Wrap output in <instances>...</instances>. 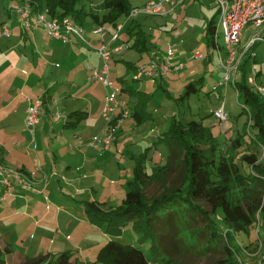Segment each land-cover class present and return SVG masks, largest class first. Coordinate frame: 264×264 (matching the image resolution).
<instances>
[{
	"label": "crops",
	"instance_id": "crops-1",
	"mask_svg": "<svg viewBox=\"0 0 264 264\" xmlns=\"http://www.w3.org/2000/svg\"><path fill=\"white\" fill-rule=\"evenodd\" d=\"M5 1H8L7 6L0 5V162L25 173H34V188L23 191L15 186L13 196L0 204V234L2 232V240L6 241L4 247L9 245L14 254H23L24 261L27 257L47 253L56 255L75 249L66 247L59 250L54 247L63 240H72L73 234L88 235L87 224L91 223L85 202L93 201L112 207L115 200L126 196L128 183L134 177L136 161L143 154L148 152L145 164L148 173L156 166L167 163L169 150L160 143L161 135L167 131L166 118L160 115L162 109L155 107L157 89L144 78L154 80L157 88L163 89L172 101L174 94L164 84H171L178 91L185 87L183 93L174 95L183 96L187 85L202 81L204 74L198 80L194 77L205 73L219 56L218 49L208 44L206 33L202 52L188 45L187 40L178 46L172 61L175 70L167 77H143L135 81L128 75L136 72L135 68L138 69L144 61V55L136 64L121 60L128 50H132L128 41L130 44L133 41L128 33H120L118 40L112 41L115 27L107 23L104 25L107 31L105 38L92 34L90 31L95 26L89 25L84 27L88 43L75 37L67 41L55 40L48 37L43 29L23 28L20 17L9 12L10 4H23L22 0ZM199 1L208 15H214L215 11L219 14L215 0ZM182 6L170 15L162 16L161 24L165 26L173 22V15ZM124 19L126 22L127 19ZM121 23L120 20L118 24ZM5 24L10 29L8 37L3 34ZM129 24L125 25L124 30ZM254 33L255 27L249 23L243 31L239 53L247 47ZM261 33L264 37V24ZM163 34L160 33V37ZM103 43L109 45L112 51L110 77L120 89L121 98L126 101L130 111L118 140L108 150H101L102 144L99 143L90 146L92 138L102 135L106 126L102 117L106 89L101 83L88 80L93 70L102 63L95 49ZM219 45L224 46L220 41ZM258 50L259 43H256L252 48L255 56L251 58L249 71L260 65ZM197 52L205 57L195 60L192 55ZM166 53L167 45L165 49L163 47L148 53V56L161 61ZM120 66H124V71ZM257 74V81L264 86L263 69L257 70ZM39 98L43 99L42 114L33 139L27 131L25 119L29 104ZM138 111L141 118L137 117ZM57 112L65 117L80 112L85 113L86 117L78 122L77 118H70L69 121L73 123L71 121L72 125L67 126L54 120ZM44 137H49V140ZM113 171L115 174L110 178ZM114 176H118L119 180ZM45 178L49 180L48 187H45ZM58 207H62V210L58 211ZM22 240L23 243L29 242V245L34 242V245L38 244V255L17 248V243ZM47 243L49 248H41ZM65 245L61 243L60 247Z\"/></svg>",
	"mask_w": 264,
	"mask_h": 264
},
{
	"label": "trees",
	"instance_id": "trees-1",
	"mask_svg": "<svg viewBox=\"0 0 264 264\" xmlns=\"http://www.w3.org/2000/svg\"><path fill=\"white\" fill-rule=\"evenodd\" d=\"M27 1L35 11L47 9L52 17H70L81 27L104 26L108 23L116 28L119 21L127 18L135 9L130 0H103L104 13L101 15L81 7L82 0ZM216 24L217 18H213L208 24L207 38L210 46H215ZM126 32L133 41L131 44L128 41L132 50H146L147 34L137 18L130 22ZM253 46L241 60V76L236 91L239 93L238 100L243 105V113H249V128L255 134L253 140L264 148V98L253 91L248 83L249 66L251 58L254 57ZM199 91L196 83L191 82L181 100L184 101ZM85 117V113H73L65 125H72L70 118H77L78 122ZM137 117H140V111L137 112ZM160 143L166 144L169 149L167 163L156 166L148 173L145 165L148 152L137 159L134 177L128 183L129 191L122 205L111 208L103 203L85 202L89 222L100 227L107 224L110 234L108 236L111 237L99 249L96 261L74 258V252L67 250L56 255L47 253L33 258L27 257L20 264H151L140 247L119 240L123 234V226L127 224H132L142 243L152 241L150 250L153 255H166L169 257V264H175L170 248L178 249L184 245L185 239L181 238L182 226L183 223L194 220V213L203 215L207 220L205 228L208 230L202 232L209 233L207 251L222 248L225 254L224 259L214 264H246L240 259L241 249L236 245L235 237H252V232L257 231L259 224L261 227L252 242L261 244L264 250V166L258 163L257 156L246 154L241 157L243 165H249L250 170L242 172L235 166L232 156L227 157L220 153V143L211 130L196 120L183 123L174 119L170 132L161 135ZM240 144L238 139L234 140L229 151L234 152ZM152 185L157 186L159 192L148 198L146 192ZM251 190L253 193L261 191V199L258 202L251 200L245 203L244 200L250 197ZM198 200L205 201L211 207V216L208 211L200 210L194 204ZM175 209H182L183 214L177 216ZM219 213L223 215L226 227L224 232L220 231L212 219L213 215ZM13 252L9 245L0 248V264H7L6 259ZM259 264H264V256Z\"/></svg>",
	"mask_w": 264,
	"mask_h": 264
},
{
	"label": "rangeland",
	"instance_id": "rangeland-1",
	"mask_svg": "<svg viewBox=\"0 0 264 264\" xmlns=\"http://www.w3.org/2000/svg\"><path fill=\"white\" fill-rule=\"evenodd\" d=\"M149 1L150 0H130V3L133 8H141ZM102 3L103 0H82L81 7H84L87 11H96L101 15L104 13V11L102 10ZM7 4L8 1L0 0L1 6H7ZM217 16L219 17V14H217L216 11L214 15H208L205 11L203 4H201L199 0H187L183 4V6L178 9L177 13L173 15L174 21L168 22V25L165 26L161 24L164 19L162 16L140 15L137 17V20L140 22L143 21V24L141 23V25L143 26L144 32L147 34V48L143 52H137L136 50H128L127 54L124 57H121V60L129 61L133 64H136L137 62H139L141 55H144V61H142V63L138 67L148 65L150 62H152V59H155L153 57L150 58V56H148V53H151L152 51L155 52V50L162 49L163 47L165 49L167 43H175L172 41H176L175 44H177L178 47L184 44L187 40L188 45H191L196 48V51H201L202 48L204 49L205 47L208 24L213 18L216 19ZM169 18L170 16L166 19ZM121 22L123 24L125 22V19L122 18ZM127 28L121 33H127ZM160 33H164L162 37H160ZM220 33V43L224 45L223 31L220 30ZM256 34L257 33H255V35ZM172 36L174 38H172ZM258 43L259 50L257 54L258 61H260V65H256L254 69H256V72L257 70L263 69L262 81H264V42ZM155 61L159 60L155 59ZM119 68L124 71V66H120ZM238 72L239 74L237 79L235 80L234 85L221 86L220 84L223 83L224 79V70L221 69L220 60L217 57L214 60L212 66L205 73H199L197 76L194 77L195 80H198L202 77V74H204L203 80L196 83L198 88H200L198 94H191L190 97L188 99H185L184 101H181V97H174V95L180 94L181 92L183 93L185 87H181V91H178V89H175L171 84H164L165 88L168 89L172 95L174 94V100L171 101L168 98L167 93L163 89L159 90L157 88L158 84L154 82V80L148 78H144V80L146 82H151L152 85L155 86V89H157L154 102L155 107L158 106L162 109L160 115H164V118H166L165 128L167 127V131L164 133L170 132V127L174 119L179 120L183 123H188L192 120L201 122L204 126L208 127L211 130L214 136L217 137V140L220 143V153L227 157L232 156L235 166L238 167L242 172L246 173L247 170L248 172L250 171L249 165L245 167L243 165L241 157L246 154H254L258 158V163H261L264 166V148L254 142L253 138H255V134H253V132L249 128V113H247V111L246 113H243V105L238 100L236 85L238 83L240 75V66ZM250 73L252 72L249 71V76ZM135 75L136 72L130 73L128 76L135 81H139L135 79ZM259 85L263 86L260 83ZM165 97L166 99H164ZM163 100H165V102H162ZM223 102H225L227 112L232 115L230 116V122L225 127H223L220 121L212 114L219 108V106ZM44 138L49 140V137ZM154 138H157V136H155ZM236 139L240 141V147L234 152H231L229 151V148L231 147L233 141ZM165 149L167 151L169 150L166 144ZM167 155L169 156V153ZM114 174L115 173L113 171L112 175H110V178H113ZM130 176H132V173L130 174ZM114 178L119 180L118 176H114ZM158 192V187L152 185L146 192L147 197L150 198L153 195H156ZM261 193V191L253 193L251 190V192L249 193L250 197L248 199H245L244 202L247 203V201L251 200L258 202L261 199ZM125 197L122 196L120 200H115L113 203V207L122 205ZM194 204L197 205L200 210L208 211L211 216V207L205 201H194ZM105 206L110 207V205ZM179 207L180 206H178V208ZM182 209H175V212L178 213L177 216L180 213L183 214ZM194 214V220H191V222L183 223L182 226L183 234H181V238L184 237L185 239L184 245H182L178 249L170 248L171 257L175 261L174 263L214 264L218 260L224 259L225 254L222 251V248L207 251L206 242L209 233H202L203 231H205V229L208 230V228H205L207 227V220L203 215H199L198 213ZM212 219H214L221 232H224L226 230V227L223 223V215L221 213L213 215ZM0 224H2V222ZM87 227V236H81L79 235V233L73 234L72 240H63V242H59L58 244H56L54 248L62 250L66 247H76L72 250L74 252V258L89 262L96 261L99 249L103 247L107 241H109L107 237L109 234L107 231L108 225L105 224L103 227H100L96 225L94 226L91 224H87ZM260 227L261 225L259 224L256 228L257 231H259ZM257 231L252 232V237H246L245 235H236L235 237L236 245H238L241 249L240 259L246 264H259L261 263V259L264 256V250L262 249L261 244L257 245L252 242L254 237L256 236ZM196 234L199 235L194 238ZM110 238L111 237H109V239ZM119 240L123 243L140 247L150 259L151 264H169L168 256L153 255L150 250L152 242L151 240L146 241L144 243L140 241V235L134 230L132 224H127L123 226V234L122 237L119 238ZM61 243H64L66 245L60 247ZM5 244L6 241L2 240L1 232L0 248H4ZM34 244L35 242L29 245V242L23 243L22 240L17 243V248L21 250H28V252H30L31 254L34 253V255L36 256L38 255L36 254V251L39 246H37L38 244ZM41 248H49V243H47ZM23 259V254L20 255L17 253H13L12 255H9L6 260L7 264H20Z\"/></svg>",
	"mask_w": 264,
	"mask_h": 264
},
{
	"label": "built area",
	"instance_id": "built-area-1",
	"mask_svg": "<svg viewBox=\"0 0 264 264\" xmlns=\"http://www.w3.org/2000/svg\"><path fill=\"white\" fill-rule=\"evenodd\" d=\"M23 4L12 3L8 6L11 13L17 14L21 19V26L27 30L43 29L48 37L55 40L67 41L70 37H75L85 43L86 30L77 25L70 17L58 18L48 14L47 9L35 11L27 0H22ZM219 7V17L216 24L214 42L218 49L221 69L224 70V79L221 85H234L238 77V69L245 53L256 43L264 42L261 28L264 24V0H215ZM186 0H151L141 8H135L126 18L125 23L118 24L113 32L112 41H117L125 25L140 15L146 16H167L176 11ZM255 27V33L251 37L247 47L243 51H238V46L243 38V31L249 24ZM220 30L223 31L224 46L219 45ZM92 34L105 38L107 31L104 26H96L90 31ZM3 34L8 37L10 29L8 25L3 26ZM177 44L167 43V53L161 61L152 59L148 65L137 69L135 79L141 80L143 77L165 78L175 70L172 61L178 52ZM100 56L102 63L97 66L88 80L92 83H101L106 89V98L102 109V117L105 121V129L102 135L92 138L90 146L102 144L100 149L108 150L118 140L123 123L129 118L130 111L126 101L121 98V91L110 77V63L112 60V51L109 45L103 43L95 49ZM225 51V53L223 52ZM253 56H255L253 54ZM195 60L203 59V53L192 55ZM248 77V83L256 93L264 97V86H260L257 81V72L253 69ZM218 87V86H217ZM216 87V88H217ZM237 91V96H238ZM43 99L39 98L29 104L26 113V127L33 139H35L37 126L41 120V106ZM213 115L220 121L223 127L230 122V114L226 110L225 102L213 112ZM54 120L67 123L68 117L62 116L60 112L54 114ZM34 173H25L20 169L0 162V187L3 193L0 194V203L13 196L15 186L23 191H29L34 188ZM45 187H48L49 180L44 179ZM48 205L50 200L46 197ZM49 207V206H48ZM58 211L62 207L57 208ZM225 237V235H224Z\"/></svg>",
	"mask_w": 264,
	"mask_h": 264
}]
</instances>
